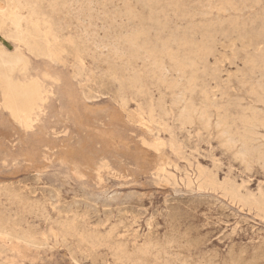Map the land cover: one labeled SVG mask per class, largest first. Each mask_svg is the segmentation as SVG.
<instances>
[{
    "label": "rangeland",
    "instance_id": "obj_1",
    "mask_svg": "<svg viewBox=\"0 0 264 264\" xmlns=\"http://www.w3.org/2000/svg\"><path fill=\"white\" fill-rule=\"evenodd\" d=\"M24 1L0 47L47 95L29 128L0 107V264H264V166L217 125L264 153V0ZM24 3L52 58L11 38Z\"/></svg>",
    "mask_w": 264,
    "mask_h": 264
},
{
    "label": "bare ground",
    "instance_id": "obj_2",
    "mask_svg": "<svg viewBox=\"0 0 264 264\" xmlns=\"http://www.w3.org/2000/svg\"><path fill=\"white\" fill-rule=\"evenodd\" d=\"M22 1V0H21ZM27 1V0H26ZM24 1V2H26ZM38 1V0H36ZM151 1V0H149ZM226 1V0H225ZM29 3V2H27ZM36 3V2H35ZM214 3V2H213ZM18 4V2H17ZM25 4V3H24ZM26 5V4H25ZM24 5V6H25ZM22 6V5H21ZM17 7H19L17 5ZM23 8V7H22ZM13 9V8H12ZM19 9V8H17ZM24 9V8H23ZM28 14L25 15L24 12L11 13L9 15H3L4 21L11 22V38H13L20 46L26 47L28 51L35 55L36 57H48L52 58L50 52L51 39L58 38L59 34L54 30L51 22L47 20L46 17L39 18V12L37 10L36 4L26 5ZM25 11V10H24ZM209 11V10H208ZM215 11V10H214ZM226 11V10H225ZM224 11V12H225ZM220 12V11H219ZM10 13V12H9ZM226 13V12H225ZM235 13V11H234ZM201 14V13H200ZM203 16V15H202ZM211 16V15H210ZM208 16V17H210ZM207 17V16H206ZM223 21V20H222ZM221 21V22H222ZM220 22V21H218ZM213 23V22H212ZM192 24V23H191ZM221 25V24H220ZM3 26V24H2ZM233 26V25H232ZM214 27V26H213ZM225 29V28H224ZM129 33V32H128ZM167 33V32H166ZM199 38V36L197 37ZM140 39L139 35H135L134 38L131 37L127 41L136 47H140L149 53L152 52L150 44H145L143 46L138 42ZM115 43V42H114ZM193 43L191 42V45ZM97 45V44H96ZM112 45V43H111ZM163 47H166L165 51H168V57L174 62H178L174 56L171 55L169 50H171V42L163 43ZM105 48V47H104ZM116 50V49H115ZM104 51V50H103ZM144 52V51H143ZM145 53V52H144ZM148 53V54H149ZM166 54V53H165ZM150 55V54H149ZM168 61V60H167ZM154 65L157 68H163V64L160 61L153 60ZM27 59L22 51H18L14 54L6 52L2 47H0V89L2 92V103L0 107L10 112L12 117L28 128L34 122L33 117L35 116L37 110L41 109V104L45 101L47 92L43 86L37 81L32 80L29 82H24L18 78L17 74L22 72L23 67H25ZM262 64L264 68V57L262 58ZM255 65V64H254ZM177 67V66H176ZM166 70V68L164 67ZM157 70V69H156ZM162 71V70H161ZM180 71V69H178ZM167 72V71H164ZM177 74V72H176ZM162 77V76H161ZM170 77V76H169ZM259 77V76H258ZM260 78V77H259ZM180 81V80H179ZM140 82V81H139ZM139 84V83H138ZM188 84V83H187ZM177 85V84H176ZM135 86V85H134ZM166 87V86H165ZM166 89V88H165ZM182 89V88H181ZM137 92V91H136ZM176 94V93H175ZM181 95V94H179ZM188 101V100H187ZM187 104V103H186ZM171 111V110H170ZM181 111V110H180ZM183 112V110H182ZM186 120L194 119V115L198 116L200 120L209 124L210 116L206 113L197 112L195 109L191 108V111L186 110L185 112ZM216 113V112H215ZM198 114V115H197ZM254 114V113H253ZM264 116V115H263ZM246 117V116H245ZM252 117V116H251ZM257 117V116H256ZM215 118V117H214ZM185 120V119H184ZM254 120V119H253ZM251 121V120H249ZM258 122V121H257ZM261 122V121H260ZM263 122V121H262ZM247 123V122H246ZM251 124V122H250ZM219 127H223L222 136L225 138V142L229 148H236L239 150V156L243 162L249 163V160L256 156L257 160L261 162L264 166V153L261 151L260 147L255 146L254 134L249 132L245 136H238L232 134L229 126L224 121L217 122ZM261 125V124H260ZM228 126V128H227ZM216 127V126H215ZM252 129V128H251ZM247 130V129H246ZM245 130V131H246ZM260 130V129H259ZM258 131V130H257ZM243 134V132H242ZM245 134V133H244ZM258 139V138H257ZM260 139V138H259ZM263 142V140H262ZM258 145V144H257ZM155 147V146H154ZM158 148V147H157ZM156 149V147H155ZM257 161V163H258ZM168 176V175H167ZM9 191V189H8ZM14 193V192H13ZM24 194V193H23ZM56 194V193H55ZM15 196V195H14ZM58 196V195H57ZM16 197V196H15ZM20 198V196H19ZM61 198V197H59ZM17 199V198H16ZM22 200V199H21ZM19 201V199H18ZM29 202V201H28ZM31 203V202H29ZM28 203V204H29ZM77 203V202H76ZM10 204V203H9ZM18 204V203H17ZM25 204V203H24ZM27 204V205H28ZM61 205V204H60ZM63 205V204H62ZM93 205V204H91ZM32 206V205H31ZM24 207V206H23ZM26 207V206H25ZM33 207V206H32ZM35 207V206H34ZM35 209V208H34ZM7 211V210H6ZM38 211V210H37ZM40 212V211H39ZM36 213V212H35ZM31 214V213H30ZM34 214V213H33ZM76 214V213H75ZM1 215V214H0ZM78 217V216H77ZM18 218V217H17ZM64 218V217H63ZM72 219V218H71ZM20 222V221H19ZM27 222V221H26ZM75 222V221H74ZM73 222V223H74ZM72 223V224H73ZM69 224V223H68ZM57 225V224H56ZM75 225V224H74ZM70 226V225H69ZM71 227V226H70ZM114 227V226H112ZM115 228V227H114ZM69 229V228H68ZM79 229V227H78ZM111 229V228H109ZM63 230V228H62ZM29 231V230H28ZM31 231V230H30ZM70 231V230H69ZM75 231V230H74ZM73 231V232H74ZM77 231V230H76ZM109 231V230H108ZM119 231V230H118ZM98 232V231H97ZM106 232V231H105ZM65 234V233H64ZM87 234V233H86ZM107 234V233H106ZM40 235V234H39ZM70 235V234H69ZM83 235V234H82ZM100 235V234H99ZM108 235V234H107ZM76 236V235H75ZM98 236V235H97ZM84 237H86L84 235ZM114 237V236H113ZM79 238V237H78ZM101 238V237H100ZM97 239V238H96ZM109 239V238H108ZM166 239V238H165ZM168 239V237H167ZM113 240V239H112ZM126 240V239H125ZM150 240V239H149ZM159 240V239H158ZM83 241V240H82ZM121 241V240H120ZM173 241V240H172ZM150 242V241H149ZM163 242V241H162ZM264 242V241H263ZM79 243V242H78ZM103 243V242H102ZM100 242V244H102ZM122 243V242H121ZM154 243V242H153ZM177 243V242H176ZM87 244V243H86ZM99 244V243H98ZM115 245V244H114ZM130 245V244H129ZM150 245V244H149ZM188 245V244H187ZM103 246V245H102ZM105 246V245H104ZM120 246V245H119ZM118 246V247H119ZM148 246V245H147ZM172 246V245H170ZM176 246V245H175ZM263 246V245H262ZM152 247V246H151ZM158 247V246H157ZM264 247V246H263ZM76 248V247H75ZM82 248V247H81ZM100 248V247H99ZM146 248V247H145ZM177 248V247H176ZM187 248V247H186ZM258 248V247H257ZM103 249V248H102ZM117 249V248H116ZM128 249V248H127ZM144 249V247H143ZM153 249V247H152ZM107 250V249H106ZM256 250V249H255ZM77 251V250H76ZM117 251V250H116ZM146 251V250H145ZM180 251V249H179ZM259 251V250H258ZM115 252V251H114ZM133 252V251H132ZM262 252V250H261ZM121 253V252H120ZM129 253V252H128ZM140 252L138 251V254ZM162 253V252H161ZM182 253V252H181ZM207 254V253H206ZM218 254V253H217ZM245 254V253H244ZM258 254V253H257ZM142 255V254H141ZM144 255V254H143ZM172 255V254H171ZM175 255V254H174ZM178 255V254H176ZM215 255V254H213ZM230 255V254H228ZM232 255V254H231ZM236 255V254H235ZM263 255V254H262ZM125 256V255H124ZM151 256V255H150ZM149 256V257H150ZM165 256V255H164ZM180 256V255H179ZM206 256V255H205ZM204 256V257H205ZM227 256V255H226ZM259 256V255H258ZM130 257V256H129ZM137 257V256H136ZM146 257V256H145ZM178 257V256H177ZM176 257V259H177ZM209 257V256H208ZM217 257V256H216ZM229 257V256H228ZM237 257V256H236ZM257 257V256H256ZM143 258V257H142ZM141 258V259H142ZM172 258V257H171ZM180 258V257H179ZM182 258V257H181ZM187 258V257H186ZM221 258V257H220ZM242 258V257H241ZM255 258V257H254ZM264 258V257H262ZM140 259V258H139ZM140 259V260H141ZM116 260V259H115ZM132 260V258H131ZM147 260V259H145ZM196 260V259H195ZM205 260V259H204ZM209 260V259H208ZM2 261V260H1ZM156 261V260H155ZM154 261V262H155ZM171 261V259H170ZM189 261V260H188ZM200 261V260H199ZM213 261V260H211ZM250 261V260H249ZM261 261V260H260ZM263 261V260H262ZM127 262V261H126ZM143 262V261H142ZM180 262V261H179ZM183 262V261H182ZM121 263V262H120ZM157 263V262H156ZM191 263V260H190ZM201 263V262H200ZM226 263V262H225ZM240 263V262H239ZM246 263V262H245ZM197 264V263H196ZM207 264V262H206ZM244 264V263H243Z\"/></svg>",
    "mask_w": 264,
    "mask_h": 264
}]
</instances>
